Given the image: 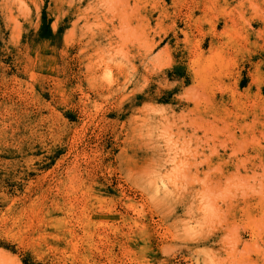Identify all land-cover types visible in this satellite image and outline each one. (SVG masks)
<instances>
[{
  "label": "rangeland",
  "instance_id": "rangeland-1",
  "mask_svg": "<svg viewBox=\"0 0 264 264\" xmlns=\"http://www.w3.org/2000/svg\"><path fill=\"white\" fill-rule=\"evenodd\" d=\"M0 264H264V0H0Z\"/></svg>",
  "mask_w": 264,
  "mask_h": 264
},
{
  "label": "bare ground",
  "instance_id": "bare-ground-1",
  "mask_svg": "<svg viewBox=\"0 0 264 264\" xmlns=\"http://www.w3.org/2000/svg\"><path fill=\"white\" fill-rule=\"evenodd\" d=\"M245 1V0H244ZM249 1V0H248ZM123 2V1H122ZM121 2V3H122ZM237 2H238V0H237ZM241 3H243V2H241ZM121 5V4H120ZM123 5V4H122ZM124 5H126V4H124ZM249 5V4H248ZM241 6H242V4H241ZM121 8H122V6H120ZM129 8V7H128ZM124 10H125V8H123ZM122 11V10H121ZM121 11H119V12H121ZM187 15V14H186ZM189 15V14H188ZM127 17H128V15H127ZM187 17V16H186ZM122 18V17H121ZM124 18V17H123ZM126 18V17H125ZM242 18V17H241ZM119 19V18H118ZM140 19V18H139ZM190 19L192 20L193 19V17H190ZM243 19V18H242ZM126 20V19H125ZM124 20V21H125ZM130 20V19H129ZM122 22H123V19H122ZM122 22H120V23H122ZM129 22V21H128ZM235 22V21H234ZM122 25V24H121ZM129 25H130V23H129ZM131 26V25H130ZM191 30V29H190ZM131 229H133V228H131ZM35 238V237H34Z\"/></svg>",
  "mask_w": 264,
  "mask_h": 264
}]
</instances>
